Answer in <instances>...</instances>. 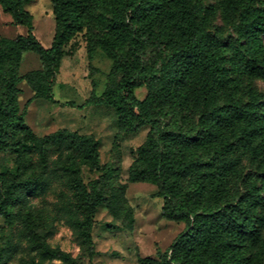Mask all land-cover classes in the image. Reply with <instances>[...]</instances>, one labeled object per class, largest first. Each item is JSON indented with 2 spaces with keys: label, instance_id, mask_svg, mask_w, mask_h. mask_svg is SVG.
I'll list each match as a JSON object with an SVG mask.
<instances>
[{
  "label": "trees",
  "instance_id": "trees-1",
  "mask_svg": "<svg viewBox=\"0 0 264 264\" xmlns=\"http://www.w3.org/2000/svg\"><path fill=\"white\" fill-rule=\"evenodd\" d=\"M31 1L0 0L27 28L26 37H0V152L18 155L15 173L0 175V214L47 193L54 149L64 158L55 172L74 191L66 204L69 223L84 254L94 255L96 207L107 202L112 210L116 199L108 202L99 187L88 190L81 181L80 165L98 162V145L66 131L35 136L18 115L15 69L22 52L36 53L46 71L26 80L36 95L53 101L64 45L85 12L101 2L110 28L135 57L114 58L120 81L85 106L112 107L121 126H151L130 180L157 185L164 213L189 222L168 252L142 264H264V92L254 84L264 81V0H218V15L233 23L226 40L214 25V5L201 0H53L57 26L49 49L33 35L25 10ZM143 87L148 94L141 100L136 92ZM11 249L9 242L0 248V264ZM40 252L51 262L82 264L45 242Z\"/></svg>",
  "mask_w": 264,
  "mask_h": 264
},
{
  "label": "rangeland",
  "instance_id": "rangeland-1",
  "mask_svg": "<svg viewBox=\"0 0 264 264\" xmlns=\"http://www.w3.org/2000/svg\"><path fill=\"white\" fill-rule=\"evenodd\" d=\"M201 1L218 9V0ZM216 8L212 16L214 25L224 40L230 39L233 23L218 15ZM25 10L31 17L34 37L49 49L57 26L53 0H32ZM108 20L101 2L85 12L79 30L64 45V56L52 82L53 101L36 95L26 80L33 72L46 71L45 63L36 53L22 52L15 69L18 115L35 136L45 138L66 131L90 137L98 145V162L80 165V178L88 190L99 187L108 202L111 196L116 199H112V210L107 202L96 207L92 231L94 255L89 259L88 252L84 254L69 223L66 204L73 202L74 191L66 177L55 172L64 158L60 159L52 149L51 186L47 193L17 203L9 209L8 216L0 214V248L7 242L12 248L6 264H61L41 254L43 242L80 257L82 264H142L168 252L175 240L189 231L188 221L164 213L165 200L159 196L157 185L130 180L138 149L146 142L151 126H121L112 107L85 106L87 101L105 96L108 86L120 81L122 71L114 58L123 63L135 57L129 44L110 28ZM20 36H27V28L0 5V37L15 40ZM254 84L264 92V81L256 80ZM136 94L142 100L148 90L143 87ZM17 156L12 150L0 152V175L15 173Z\"/></svg>",
  "mask_w": 264,
  "mask_h": 264
}]
</instances>
